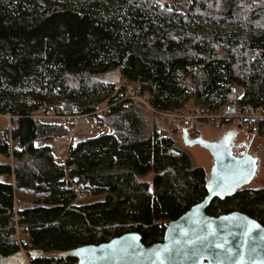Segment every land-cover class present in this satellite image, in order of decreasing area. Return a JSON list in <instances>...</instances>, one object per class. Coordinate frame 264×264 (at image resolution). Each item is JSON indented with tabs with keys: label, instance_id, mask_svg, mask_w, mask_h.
<instances>
[{
	"label": "trees",
	"instance_id": "trees-1",
	"mask_svg": "<svg viewBox=\"0 0 264 264\" xmlns=\"http://www.w3.org/2000/svg\"><path fill=\"white\" fill-rule=\"evenodd\" d=\"M116 75L159 111H215L236 86L241 110L264 108V0H0V116L13 117L10 129L0 124V258L17 263V231L30 239L31 264H79L63 254L127 233L160 243L162 222L208 195L209 174L175 136H160L142 103H120ZM43 103L109 131L73 143L60 163L37 143L74 127L34 119ZM105 106L108 114H96ZM64 177L86 194L77 199ZM19 189L38 198L22 206ZM233 212L264 226V188L215 198L207 210Z\"/></svg>",
	"mask_w": 264,
	"mask_h": 264
},
{
	"label": "water",
	"instance_id": "water-1",
	"mask_svg": "<svg viewBox=\"0 0 264 264\" xmlns=\"http://www.w3.org/2000/svg\"><path fill=\"white\" fill-rule=\"evenodd\" d=\"M121 77L115 78L119 83ZM237 132L210 142L201 135L191 138L183 130L186 147L200 146L214 159L207 182L208 195L177 220L166 226L160 243L146 246L139 233H127L100 245L82 246L64 253L79 264H264V226L252 217L233 212L218 217L207 210L215 198L246 188L254 180L257 159L249 154L236 157L232 151ZM221 245V247H217ZM17 258L21 264V253Z\"/></svg>",
	"mask_w": 264,
	"mask_h": 264
},
{
	"label": "built area",
	"instance_id": "built-area-1",
	"mask_svg": "<svg viewBox=\"0 0 264 264\" xmlns=\"http://www.w3.org/2000/svg\"><path fill=\"white\" fill-rule=\"evenodd\" d=\"M119 84L125 88L124 96L121 98L120 103L124 101H135L142 103L147 109L157 118L160 122L170 124L174 128V133L182 134L183 130H196V125L200 123L210 124L212 126L231 125L239 130L244 131L253 138L264 137V108L262 109H240V101L244 97V90L240 86H236L227 96V102L221 108L215 111H209L205 108L196 107L193 109H181L177 111H159L152 108L149 104V95L142 93L137 85L128 81L125 78H121ZM110 106L101 108L96 114H108ZM9 120H12V116H6ZM77 118H85L90 116H76ZM34 119L46 123H66L68 120L74 117H61L57 116L53 109H49L46 103H43L38 111L33 115ZM97 130H102V124L97 121L94 125ZM160 136L172 135V132H166L165 130L158 131ZM66 184V188L73 189L77 192V199L84 196L86 193L83 187L77 182L69 180L64 177L61 180ZM165 226L168 222H162ZM18 241L21 247L20 253L24 260V264H31L30 259L24 250V247L30 243V239L27 234H23L17 231ZM24 238L21 242V238Z\"/></svg>",
	"mask_w": 264,
	"mask_h": 264
},
{
	"label": "rangeland",
	"instance_id": "rangeland-1",
	"mask_svg": "<svg viewBox=\"0 0 264 264\" xmlns=\"http://www.w3.org/2000/svg\"><path fill=\"white\" fill-rule=\"evenodd\" d=\"M159 1L161 3L168 2L170 4H177V3L182 2V0H159ZM211 1H213V0H208V2H211ZM256 1L259 2L260 0H256ZM240 6L243 9L244 8L248 9V7H249L248 4L244 1H242L240 3ZM257 54H260V53L257 52ZM51 96H53V95L51 94ZM47 106H48V104H47ZM76 110H77V108H76ZM150 114H152L150 111L147 112L146 110L143 109L142 116L144 117V119L149 124L157 126L158 127L157 132L161 131V130H165L166 132H169V133L172 132V135L175 136L177 143L180 146V148L187 151L191 155L195 165L197 167L204 168L210 177V173L212 172V169L214 166V159H213L212 155L206 149H204L200 146L186 147L185 145H183V143H182L183 141H181V135L174 133V129H173L174 127L172 125L165 124L163 122L155 120L153 118L154 115L152 116ZM76 116H79V115L71 116L74 118L67 121V122H71V124H72L71 126H73L74 129H75V127L79 126L81 124V122L92 123L94 125L97 122L96 118H94V117L77 118ZM51 123H53V122H51ZM0 124L1 125L6 124L9 127V129L12 126L11 121L6 116H0ZM107 131H109V130L108 129L107 130H105V129L97 130L95 127H92L89 129V132H88L89 134H85L82 137L84 140L88 137L98 136V135L103 134ZM194 131L195 130H190L189 134L194 135V133H193ZM230 131L237 132V142L243 144V148L245 149V151H247L249 155H251L252 157L257 159V163H258L257 174H256L254 180H252V182L246 188L247 189H253V190L264 188V137L252 138L250 135H248L244 131L239 130L238 128L231 126V125L212 126L210 124H205V123H200L197 126L195 135H201L205 140L210 141V142H218V141L222 140L223 137L226 134H228V132H230ZM170 135H167V136H170ZM79 137H80V132L77 131L70 136L63 137V139L65 138V140H67V142H69L71 139L73 142H77V139H79ZM50 141H54V140H50ZM236 157H238V156H236ZM152 179H153V176L151 174L147 175L146 177L141 178V180L149 181V182H151ZM18 198L21 201H25V199H26V198L22 199V197H18ZM33 198L34 197H31V196L27 197V199L30 203L33 202L32 201ZM91 200L92 199L88 200V202H91ZM0 264H4V261L0 262Z\"/></svg>",
	"mask_w": 264,
	"mask_h": 264
},
{
	"label": "crops",
	"instance_id": "crops-1",
	"mask_svg": "<svg viewBox=\"0 0 264 264\" xmlns=\"http://www.w3.org/2000/svg\"><path fill=\"white\" fill-rule=\"evenodd\" d=\"M92 127H94V124L85 123V122H81V124L79 126L75 127L73 134L77 131L80 132V137H79V139H77V142L82 141L83 140L82 136H84L85 134H89L88 133L89 129ZM196 128H197V125H196ZM193 133H194V135H193L194 137L198 136V135H195L196 130ZM181 141H182V139H181ZM236 141H237V137H236ZM73 143H76V142H73L72 139L69 142H67V140H65V138L64 139L62 138V139L54 140V141H42V142L37 143V146L38 147H45V146L50 147L54 156L57 158V160L60 163H65V161L67 159L68 151H69V149ZM15 192H16V200L19 201V203H21L22 206L31 205V203L28 201L27 197H29V196L34 197L32 201H35L38 198V196L34 195L29 190L19 189ZM18 197H22V199H24V198H26V199H25V201H21ZM92 201H95V200H91V202ZM3 261H4V264H13L11 261H9L7 259L0 258V262H3ZM16 264H21V262L18 258H17Z\"/></svg>",
	"mask_w": 264,
	"mask_h": 264
},
{
	"label": "flooded vegetation",
	"instance_id": "flooded-vegetation-1",
	"mask_svg": "<svg viewBox=\"0 0 264 264\" xmlns=\"http://www.w3.org/2000/svg\"><path fill=\"white\" fill-rule=\"evenodd\" d=\"M227 135V134H226ZM225 135V136H226ZM199 136V135H198ZM197 137V136H196ZM232 151L234 153L235 156L238 157H243L246 154H248L247 151H245V149L243 148V144L239 143L236 141V139L233 140V144H232Z\"/></svg>",
	"mask_w": 264,
	"mask_h": 264
},
{
	"label": "snow or ice",
	"instance_id": "snow-or-ice-1",
	"mask_svg": "<svg viewBox=\"0 0 264 264\" xmlns=\"http://www.w3.org/2000/svg\"><path fill=\"white\" fill-rule=\"evenodd\" d=\"M217 247H221V245H217Z\"/></svg>",
	"mask_w": 264,
	"mask_h": 264
}]
</instances>
